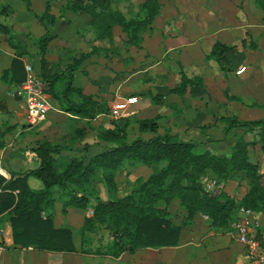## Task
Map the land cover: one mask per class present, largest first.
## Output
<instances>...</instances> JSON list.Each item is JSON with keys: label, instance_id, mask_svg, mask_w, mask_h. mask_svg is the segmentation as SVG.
Returning a JSON list of instances; mask_svg holds the SVG:
<instances>
[{"label": "crops", "instance_id": "obj_1", "mask_svg": "<svg viewBox=\"0 0 264 264\" xmlns=\"http://www.w3.org/2000/svg\"><path fill=\"white\" fill-rule=\"evenodd\" d=\"M73 1L29 0V8L23 0H0V175L5 178L10 179L9 172L24 173L38 168L40 164L34 151L33 160L19 153L21 141L17 136L20 132L10 129L15 127L22 116L26 117L25 102L16 95L21 84L14 86L3 81V74L10 71L15 59L21 60L25 66H31L43 79V72L47 75L59 74L74 58L94 49V54L83 61L75 72L74 86L81 89L83 94L108 104L110 109L112 103L119 101L123 104L120 110L123 117L127 110H131V114L137 115L139 119H146L140 115L147 108L156 109L160 113L155 116L168 117V120L169 117L178 119L180 125L186 124L188 120V124L194 126L201 118H227L233 112V101L236 100L247 102L257 111L264 109V23L253 24L247 21L234 25V14L219 11L222 4L217 0H162L153 30L141 33L140 47L130 44L127 34L119 26H115L113 44H109L96 41L95 30L90 26V14L84 11H65ZM146 1L111 0L112 8L120 11L128 20L141 14V6ZM47 5L55 22L51 25L45 20L44 26L39 17L46 13ZM260 17L261 14H258L257 19ZM47 29L53 39L47 47L43 71L37 40L45 36ZM251 38L255 45L245 48ZM217 43L232 47L235 51L218 60L212 56ZM112 48L119 54L113 66L108 64L106 58L107 51ZM107 67H113L116 73L109 74L112 70ZM110 75L117 79L109 81ZM183 77L200 78L203 86L190 88L183 96L171 94V90L180 84ZM127 94L131 95L130 98H136L137 102L128 103V99H124ZM156 95L163 96L161 105L155 103L153 98ZM46 96L52 106L47 115L49 121L45 125L49 131L55 129V118L58 117L92 125L101 119L119 118L113 112L87 121L62 111L47 93V86ZM174 101H179L185 109L176 114L174 110L178 111L179 108ZM245 108L250 109V106ZM110 127L112 125L104 128ZM12 136H16L17 142H13ZM43 141L41 138L39 144ZM46 141L65 149L62 155H58L62 156L63 162V168L59 171V158L55 156L57 172H64L76 158L69 160L71 156L65 145ZM2 162L6 163L7 169L2 167ZM28 183L35 190L44 188L43 183L33 177H29ZM248 191L249 188L237 196L227 193L241 200ZM55 198L54 208L47 209L44 215L53 216L56 228H70L73 231V241L78 252L52 253L34 247L17 248L8 222L5 230L10 232V237L3 240L0 238L1 264H250L243 246L233 235L232 224L227 229H218L212 226L208 217L201 214H197L193 223L182 229L176 247L144 248L133 255L125 254L114 259L107 257L111 261L105 257H91L81 249L83 243L76 239V234L82 231L85 217L93 211L84 212L66 207L64 214V201L57 192ZM181 214H185V211L181 210ZM254 214L261 221L260 235L264 241V215ZM5 217L1 216L0 221Z\"/></svg>", "mask_w": 264, "mask_h": 264}, {"label": "trees", "instance_id": "obj_2", "mask_svg": "<svg viewBox=\"0 0 264 264\" xmlns=\"http://www.w3.org/2000/svg\"><path fill=\"white\" fill-rule=\"evenodd\" d=\"M30 8L29 0H23ZM162 0H147L141 6V14L128 20L120 11L112 8L111 0H75L67 5L65 11H84L92 17L90 26L95 30L96 41L113 44L115 26L121 27L127 34L129 43L140 47L141 33L152 31L154 22L161 10ZM45 20L51 25L55 18L46 13L39 17L45 26ZM53 36L49 30L37 40L40 47L42 70L46 65V51ZM234 48L221 43L215 44L212 56L223 59ZM94 54V49L87 54L74 58L59 74L42 73L47 86V93L55 100L60 109L68 114L92 121L100 115H109L110 106L83 94L74 86V74L83 61ZM26 80L25 65L15 59L9 72L3 74V81L19 86ZM203 86L200 78L183 77L180 84L171 90V94L183 96L188 89ZM157 104H162L163 96H154ZM161 117L137 120L136 124L147 137L129 138V124L113 122L112 127L99 131L98 141L103 143V150L98 154L72 160L66 170L58 173L55 156L62 155L65 149L43 141L34 149L39 159L36 169L24 173L9 172L10 179L0 175V217L9 218L15 247H34L39 251L52 253H77L70 228H56L52 215H44L56 203L55 193L64 201L66 207L93 210L82 226L84 234L93 232L98 225H104L113 236L114 246L111 256L133 255L144 248L176 247L181 231L189 226L196 214L208 217L212 226L227 229L231 226L241 209L264 215V172L259 164L251 160V150L256 146L249 142L246 135L239 137L228 156L220 157L206 148L199 141H185L178 134L170 131L159 133ZM226 120V119H225ZM233 129L257 131L264 150V119L257 121L229 120L225 134ZM246 132V133H247ZM126 161H140L145 165L165 163L166 165L132 194L119 201L103 202L96 199L91 203L88 184L99 169L117 170ZM208 174L222 181L234 180L244 175L250 185L247 194L241 199L226 192L212 194L206 192L202 180ZM29 177L41 181L42 190L32 189ZM114 185L113 175L106 177ZM177 199L185 207L188 217L181 224L169 218V212L162 205ZM261 240V235L258 236Z\"/></svg>", "mask_w": 264, "mask_h": 264}, {"label": "rangeland", "instance_id": "obj_3", "mask_svg": "<svg viewBox=\"0 0 264 264\" xmlns=\"http://www.w3.org/2000/svg\"><path fill=\"white\" fill-rule=\"evenodd\" d=\"M217 1L222 4L220 7L218 6L219 11L222 10V12L234 14V25L247 23V21L248 23L252 22L253 24L264 23V0ZM258 14H261L260 19H257ZM249 15H251V18ZM254 45L255 43H253V38H251L248 39L247 44H245V48L249 49ZM118 56L119 54L114 48H112L110 51H107L106 58L108 64L113 66ZM29 64L33 66L31 62ZM107 68L112 70L109 74L112 75L113 72L114 74L116 73L113 71V67ZM111 75L109 77V81L114 82L117 77L114 79ZM130 97V94L124 95V99H129ZM173 103L176 104L177 108L180 109H178V111L174 110L175 113H179L185 109L181 107L182 104L179 101H174ZM112 104L111 113L114 112L119 117L118 120L105 118L98 120L95 125H92L91 123L82 122L67 117H58L55 118L57 121H55V126L53 128L56 130L53 129V131H49L48 127H45L49 121V116L43 123L35 127L30 126L26 117L22 116L21 119L15 124V127L10 128L17 129V132H20L17 136V138L21 141L19 146L20 148H18L19 153L30 159L32 158L33 160L34 156L32 153L34 148L37 147L39 140L42 138L44 140H50L54 144L65 145L67 147L66 149H68L67 153H69L71 156V158L68 157L69 160L74 158L78 159L91 157L98 154V152H101V150L104 151L103 143L98 141L97 132L105 126L112 125L113 122H118L122 125L125 123L129 124L130 140H134L140 136H148V134L141 131L136 124L137 120L142 119H139L137 115L131 114V110H127V113L124 115L125 117H123V113L120 111L123 108V104H121L119 101H115ZM246 106H250V109H246ZM233 108V112L227 118H201L194 126L189 125L188 120H186V124L180 125V123L177 121L178 119L174 120L172 117H169L168 120V117H162L160 115L155 116L157 113H160L159 110L157 112L156 109L147 108L146 112L140 116L146 119L161 117L162 119L159 121V133L170 131L174 134H178L185 141L203 142L205 143L206 148L211 149L213 154L220 157L228 156L232 150V147L235 145L236 140L239 137L246 135L249 142L254 141L256 143V146L251 150L250 153L251 160L259 164L261 172H264V150L262 148L260 137L258 136L257 131L247 132L245 129H233L228 134L224 133L230 119L236 118L240 121L262 119L264 118V109L257 111L256 109H252L251 105L247 102L240 103L238 100L233 101ZM21 112L23 113L24 110H21ZM51 114H53V112H51ZM173 129H176L177 132H174ZM87 130H91V132H88ZM17 138L16 136L11 137L13 142H17ZM217 138H220L221 140H216ZM220 142L221 144H219ZM61 157L62 156H57V159L59 158L58 171L63 168ZM165 165L166 164L164 162L153 165H145L140 161H126L121 165V167H119V169L114 171L106 169L97 170V173L88 184V190L91 194V203H95L96 199H100L107 203L123 199L124 197L132 194L133 191L137 190L143 181H147L152 175L158 173ZM2 167L7 169L5 162H2ZM110 174L113 175L114 185L109 184L106 179L107 175ZM202 184L206 192H210L215 195L221 194L223 192H229V194L237 196L242 194L245 189H250V185L245 180L244 175L237 176L231 181H222L217 180L215 177H213V175L208 174L203 178ZM173 203H175V206L172 207ZM162 206L167 209L170 215L169 218L176 224H181L188 217L187 210L177 199L172 200L166 206ZM67 208L71 209L72 207ZM90 210L92 209L83 211L89 212ZM181 210L185 211V214H181ZM63 213H66V209ZM239 213L232 222V231L234 229V223L241 218ZM92 215L93 212L89 216ZM8 222L9 218L7 216L0 221V238L2 240L5 237H10V232L5 230V228L8 226ZM76 239L83 243L81 249L86 251V253L91 257H105L107 261L114 259V257L111 256L114 246L113 236L104 225H98L93 232H88L86 234H84L82 231H79L78 234H76ZM93 260L95 259L93 258Z\"/></svg>", "mask_w": 264, "mask_h": 264}, {"label": "built area", "instance_id": "obj_4", "mask_svg": "<svg viewBox=\"0 0 264 264\" xmlns=\"http://www.w3.org/2000/svg\"><path fill=\"white\" fill-rule=\"evenodd\" d=\"M26 80L16 90V95L26 105V119L30 126H38L45 121L52 110L46 96L44 80L31 66H25ZM128 103L134 104L136 98H130ZM255 212L241 209V218L234 223L233 235L243 246L246 258L250 264H264V241L260 240L261 221L255 217ZM2 247L0 245V264Z\"/></svg>", "mask_w": 264, "mask_h": 264}]
</instances>
